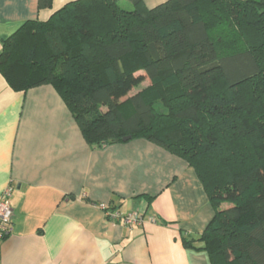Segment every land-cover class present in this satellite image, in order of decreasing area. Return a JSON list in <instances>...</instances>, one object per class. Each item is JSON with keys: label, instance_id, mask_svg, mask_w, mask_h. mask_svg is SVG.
<instances>
[{"label": "trees", "instance_id": "obj_1", "mask_svg": "<svg viewBox=\"0 0 264 264\" xmlns=\"http://www.w3.org/2000/svg\"><path fill=\"white\" fill-rule=\"evenodd\" d=\"M127 1L26 20L1 39V74L53 85L93 148L145 138L184 158L215 211L198 239L212 264H264V0Z\"/></svg>", "mask_w": 264, "mask_h": 264}, {"label": "crops", "instance_id": "obj_2", "mask_svg": "<svg viewBox=\"0 0 264 264\" xmlns=\"http://www.w3.org/2000/svg\"><path fill=\"white\" fill-rule=\"evenodd\" d=\"M69 1L0 0V49L23 22ZM11 183L0 264H212L198 239L215 211L193 166L145 138L93 148L53 85L16 91L0 72V195ZM106 206L144 222L109 218Z\"/></svg>", "mask_w": 264, "mask_h": 264}, {"label": "built area", "instance_id": "obj_3", "mask_svg": "<svg viewBox=\"0 0 264 264\" xmlns=\"http://www.w3.org/2000/svg\"><path fill=\"white\" fill-rule=\"evenodd\" d=\"M14 185L11 183L8 185L3 193L0 195V236L4 237L11 233L13 226L14 208L12 206V195L14 191ZM111 218L123 221L129 226L142 224L144 222V216L139 211H131L127 214H123L120 210H114L108 212ZM151 221L156 222L155 218H151Z\"/></svg>", "mask_w": 264, "mask_h": 264}, {"label": "rangeland", "instance_id": "obj_4", "mask_svg": "<svg viewBox=\"0 0 264 264\" xmlns=\"http://www.w3.org/2000/svg\"><path fill=\"white\" fill-rule=\"evenodd\" d=\"M121 5H122V7L124 6V7H126V8H131V7H129V6H131V5H126L125 2H121ZM148 84H149V80L147 79V80H145V82L142 83L139 87L135 88V89L133 90L132 93H135V92L138 91V90H142V89H144L145 87L148 86ZM132 93H131V94H132ZM226 204H227V203H226ZM226 204H225V205H226Z\"/></svg>", "mask_w": 264, "mask_h": 264}, {"label": "water", "instance_id": "obj_5", "mask_svg": "<svg viewBox=\"0 0 264 264\" xmlns=\"http://www.w3.org/2000/svg\"><path fill=\"white\" fill-rule=\"evenodd\" d=\"M130 138L131 136L129 135V136L124 137V140L130 139Z\"/></svg>", "mask_w": 264, "mask_h": 264}]
</instances>
